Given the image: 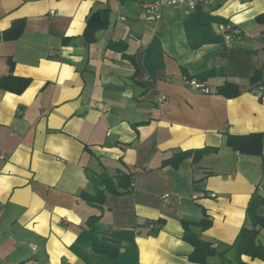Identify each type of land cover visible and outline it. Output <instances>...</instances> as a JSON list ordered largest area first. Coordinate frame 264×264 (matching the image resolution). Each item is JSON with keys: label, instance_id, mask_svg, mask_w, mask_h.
<instances>
[{"label": "crops", "instance_id": "obj_1", "mask_svg": "<svg viewBox=\"0 0 264 264\" xmlns=\"http://www.w3.org/2000/svg\"><path fill=\"white\" fill-rule=\"evenodd\" d=\"M144 1L0 0V79H32L22 94L0 88V264H201L190 259L181 219L200 221L204 211L212 224L203 235L217 249L208 264H217L249 225V201L264 193V157L232 150L224 132H264V88L258 95L251 82L257 72L264 79L257 19L264 0H196L191 12L164 7L159 18L144 11ZM99 10L107 11L94 17L87 37V20ZM20 20L22 35L5 39ZM222 24L241 34L227 40ZM116 41L135 54V76ZM184 68L224 75L208 78L204 91ZM225 82L241 94L217 93ZM206 146L220 150L197 163L166 162ZM89 172L114 184L122 176L124 187L130 174L131 185L108 192L102 207L89 204L82 192L106 188ZM99 214L91 231L89 219ZM145 219L165 223L151 235ZM94 243L118 246L120 254L96 253Z\"/></svg>", "mask_w": 264, "mask_h": 264}, {"label": "trees", "instance_id": "obj_2", "mask_svg": "<svg viewBox=\"0 0 264 264\" xmlns=\"http://www.w3.org/2000/svg\"><path fill=\"white\" fill-rule=\"evenodd\" d=\"M105 11L107 10H99L97 12H94V14L89 17L84 33L85 36L88 37L91 34L92 28L94 26V24L92 23L94 17L99 13ZM257 19L259 22L264 23V14L259 15ZM100 23H105V19L103 17ZM23 30L24 21H17L8 30L4 31V37L5 39H17L22 35ZM65 41L67 40L65 39ZM113 46H119V48L124 52V55L135 63V65L137 66V70L134 73L135 76L139 72L135 54L126 52L127 48L125 42L116 41ZM12 66L13 61L11 60V67ZM184 73L186 74L188 80H194L200 84L205 83L211 76H215L217 74L224 75L221 71H218L216 69L201 71L193 75L184 68ZM31 82L32 79L30 77L8 75L0 79V88L14 94H22L29 87ZM251 82L252 84L256 85V88L260 86L264 87V79L260 72H257L251 78ZM216 92L226 97L232 98L240 95L241 89L237 84L235 85V83L225 82L217 86ZM224 135L226 145L232 150L246 155H257L264 157V132H251L250 134L236 135L225 131ZM219 150V147L214 146H206L203 148L190 149L187 151L180 150L174 152L170 158L166 159V162L168 161L167 163L178 166L185 157H191L192 160L197 163V161L199 162L204 155L216 153ZM130 176V174H127L125 176L129 179L128 186L126 185L127 187L131 185ZM89 177L98 181L97 188L101 186L100 184H103L106 187L102 191L101 189H98L94 194L89 192H82V197L89 204L102 207V205H104L108 192L125 193L127 191V187H124L122 185V176H118L119 180L116 184H114V177H109L106 174L99 175L95 174L94 172H89ZM261 186L264 190V172L262 176ZM122 188L125 189L122 190ZM262 206H264V193H260L257 190L252 195L247 207V218L249 220V225L245 224L243 227H241V230L235 241L221 253V262L217 264H249L243 259L244 255L250 256L252 259H256L257 257L264 260V242L260 238L261 232L262 230H264V215H262L259 211ZM101 217V214L91 216L88 222V227L91 231L98 230V223L101 220ZM164 223L165 221L163 219H145L142 225L144 227H150L149 233L151 235H156L159 233V230L162 229ZM181 223L184 228L183 239L193 246V252L190 255L191 261L201 264H208L209 259L211 257H214L217 253V249L213 240L207 239L203 235V232L212 224V221L209 218L208 214L206 213V211H204V218L202 220L196 222L181 219ZM92 247L96 253L104 254L110 258H117L120 254V248L118 246L108 243H94Z\"/></svg>", "mask_w": 264, "mask_h": 264}, {"label": "built area", "instance_id": "obj_3", "mask_svg": "<svg viewBox=\"0 0 264 264\" xmlns=\"http://www.w3.org/2000/svg\"><path fill=\"white\" fill-rule=\"evenodd\" d=\"M178 5H186L188 12H191L196 8V0H149L144 1L142 4V7L144 11L149 14L153 18H159L160 17V10L164 7H170V6H178ZM220 29L224 32L225 38L229 40L233 36H237L241 34V30L236 27H230L226 24L220 25ZM190 83L195 86L196 88L203 89L204 91H207L206 88H204L203 84H200L196 81H190ZM263 86L255 88L253 92L257 93L258 95L261 94V91L263 90ZM99 109L103 111H108L110 108L107 106L99 103L98 104ZM3 157V156H1ZM205 194H195L193 198L197 199L199 196H203ZM165 199L169 198V194L164 195Z\"/></svg>", "mask_w": 264, "mask_h": 264}, {"label": "rangeland", "instance_id": "obj_4", "mask_svg": "<svg viewBox=\"0 0 264 264\" xmlns=\"http://www.w3.org/2000/svg\"><path fill=\"white\" fill-rule=\"evenodd\" d=\"M260 238L263 239L264 238L263 235Z\"/></svg>", "mask_w": 264, "mask_h": 264}]
</instances>
